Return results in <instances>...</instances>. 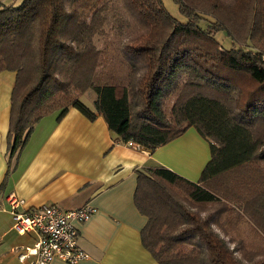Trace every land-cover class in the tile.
<instances>
[{
	"label": "trees",
	"instance_id": "16d2710c",
	"mask_svg": "<svg viewBox=\"0 0 264 264\" xmlns=\"http://www.w3.org/2000/svg\"><path fill=\"white\" fill-rule=\"evenodd\" d=\"M112 1H0V72H15L8 156L69 107L149 152L192 126L210 149L196 181L137 172L143 247L156 264H264V0H120L128 17L107 38Z\"/></svg>",
	"mask_w": 264,
	"mask_h": 264
},
{
	"label": "crops",
	"instance_id": "0c3cea01",
	"mask_svg": "<svg viewBox=\"0 0 264 264\" xmlns=\"http://www.w3.org/2000/svg\"><path fill=\"white\" fill-rule=\"evenodd\" d=\"M14 79V71L0 72V264L32 262L20 255L35 234L12 229L11 196L26 208L85 203L95 208L88 219L74 222L77 243L89 257L73 264H156L140 240L147 217L134 203L137 172L162 165L195 179L210 158L209 143L191 126L152 152L129 147L114 141L101 114L90 120L69 107L59 119L53 112L35 123L9 166L5 148ZM47 264L71 263L54 258Z\"/></svg>",
	"mask_w": 264,
	"mask_h": 264
},
{
	"label": "built area",
	"instance_id": "2783aa9c",
	"mask_svg": "<svg viewBox=\"0 0 264 264\" xmlns=\"http://www.w3.org/2000/svg\"><path fill=\"white\" fill-rule=\"evenodd\" d=\"M123 144L140 148L131 140ZM10 213L12 229L19 234L33 232L35 240L26 246L20 258L31 256V264H47L57 258L67 263H76L88 258L77 243V229L74 222L89 218L95 208L88 203L72 209H62L55 204L24 207L23 200L11 196ZM19 206L22 208L18 209Z\"/></svg>",
	"mask_w": 264,
	"mask_h": 264
},
{
	"label": "rangeland",
	"instance_id": "374dc122",
	"mask_svg": "<svg viewBox=\"0 0 264 264\" xmlns=\"http://www.w3.org/2000/svg\"><path fill=\"white\" fill-rule=\"evenodd\" d=\"M0 1H2L4 3H9V2H11L13 0H0ZM14 3H17V0H14ZM166 3L168 5L170 4V2L168 0H166ZM171 5H173V4H171ZM169 10L172 11V8L171 9L169 8ZM105 16H106V24L104 25V28H105V32L107 33L106 34L107 38L112 37L116 33L115 29L118 27L120 20L123 19V18L126 19V17H128L126 12L124 11V8L122 7V3L120 2V0H114V1H112L109 4V6H108V8H107V10L105 12ZM94 39H95V44L98 47H101L102 44H103L104 38L101 37L100 35H95ZM228 43H229V40L226 37L224 39V44L228 45ZM94 98H95V94H94V92L92 90H87L86 92H84L80 96L81 101L85 105L89 106L90 108L92 107V101H93ZM26 139H25V141H26ZM203 140H204L205 143H208V141L205 138H203ZM25 141H24V143H25ZM24 143H23V145H24ZM22 146H21V148H22ZM6 148H7V139H6ZM6 148H5V156L7 157V161L12 163V161L17 157V155H18V153H19L21 148L18 150L17 154L14 155L13 157H9L8 156ZM198 177L199 176H195V179H191V178H188V177H186V178H188L191 181H194V180L198 179Z\"/></svg>",
	"mask_w": 264,
	"mask_h": 264
}]
</instances>
